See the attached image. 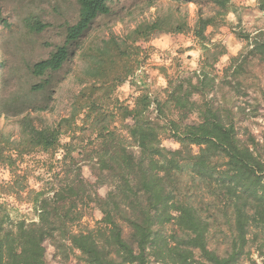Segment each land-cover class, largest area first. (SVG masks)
I'll return each mask as SVG.
<instances>
[{"label":"trees","instance_id":"trees-1","mask_svg":"<svg viewBox=\"0 0 264 264\" xmlns=\"http://www.w3.org/2000/svg\"><path fill=\"white\" fill-rule=\"evenodd\" d=\"M110 1L77 0V19L65 25L64 42L29 68L39 80L31 92H46L71 46L97 17L110 14ZM206 1L212 14H199L192 27L179 14L158 16L88 47L75 78L82 88L67 116L44 128L22 117L18 140L0 132V167L11 176L0 181V264H47L46 245L63 264L71 255L83 264H238L244 258L256 264L253 248L264 264V132L259 139L238 119L257 117L260 103L246 113L216 97L221 87L235 98L248 96L249 68H264V30L234 33L248 50L231 57L218 76L215 65L226 47L212 43L206 31L224 25L234 5ZM257 8L264 18V0H257ZM24 26L40 34L50 24L30 15ZM188 33L204 52L199 72L171 78L158 68L165 88L144 86L131 103L119 100L117 88L138 82L137 71L145 74L144 44ZM163 140L178 147L166 148ZM35 153L46 155L52 187L28 193L34 194L36 220L12 221L5 197L17 198L26 189L18 164ZM83 167L92 179L84 178ZM93 211L101 214L94 227L75 230ZM217 234L220 252L209 245Z\"/></svg>","mask_w":264,"mask_h":264},{"label":"rangeland","instance_id":"rangeland-1","mask_svg":"<svg viewBox=\"0 0 264 264\" xmlns=\"http://www.w3.org/2000/svg\"><path fill=\"white\" fill-rule=\"evenodd\" d=\"M234 12L225 17V23L215 29H207L206 35L212 43L220 42L226 47V55L219 58L215 65L218 76L223 68L228 66L229 59L239 54H245L247 44L236 38L234 33L252 34L264 30V18L257 8V0H232ZM110 14L97 17L89 29L70 48V56L61 70L51 76V86L45 93H33L31 87L38 83L29 68L36 62L48 57L55 46L64 42V27L73 24L78 15L77 0H0V132L11 140H18L20 128L17 121L22 117H29L36 128L55 125L61 118L67 116L74 97L82 86L75 80L85 66L83 53L92 45L99 44L110 36L122 37L132 30L138 23L149 21L155 17H170L177 15L187 18L192 27L199 14H212V4L206 0L198 4H176L168 0H111ZM33 15L50 27L40 34L29 33L24 20ZM141 58L145 67V74L140 82L135 84L126 82L117 88L115 95L121 101L131 103V97L138 88L147 87L151 91L165 88L167 81L158 68L173 78L186 75L189 72H199L204 59L202 47L191 33L163 34L144 44ZM251 78L246 81V95L233 97L227 89L221 87L216 92L217 99L228 104L245 107L248 113L252 106L260 103L259 115L255 118L239 117L241 127L247 128L260 139L264 132V68L252 67ZM195 117H191L194 121ZM166 148L176 149L178 145L171 140H163ZM60 157L57 156L56 159ZM46 155L35 153L18 164L21 174L25 176L26 189L15 198L5 197L7 208L12 221H34L36 212L31 203L34 194L29 191L49 192L52 185L49 174L46 173L44 162ZM44 161V162H43ZM83 176L92 179L87 167H83ZM11 176L7 168L0 167V181L10 182ZM106 189H100L104 195ZM101 214L93 211V217H85L78 230L82 227L92 228ZM219 238V239H218ZM222 236L210 241V247L222 251ZM220 243V244H219ZM47 264H63L53 257V249L46 245ZM75 255H78L75 253ZM250 258L261 264L257 252L251 250ZM67 264H83L71 255ZM238 264H250L246 258Z\"/></svg>","mask_w":264,"mask_h":264},{"label":"built area","instance_id":"built-area-1","mask_svg":"<svg viewBox=\"0 0 264 264\" xmlns=\"http://www.w3.org/2000/svg\"><path fill=\"white\" fill-rule=\"evenodd\" d=\"M136 77L138 78V82H140V79H141V71H137L136 73Z\"/></svg>","mask_w":264,"mask_h":264}]
</instances>
